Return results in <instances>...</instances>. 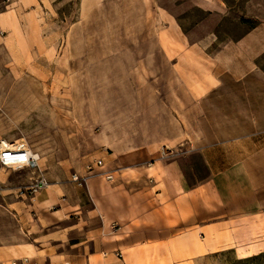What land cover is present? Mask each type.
Returning a JSON list of instances; mask_svg holds the SVG:
<instances>
[{
  "label": "rangeland",
  "instance_id": "rangeland-1",
  "mask_svg": "<svg viewBox=\"0 0 264 264\" xmlns=\"http://www.w3.org/2000/svg\"><path fill=\"white\" fill-rule=\"evenodd\" d=\"M247 72L259 75L234 78ZM242 83L264 87V0H0V138L40 157L0 165V183L26 204L54 184L67 214L68 195L110 218L118 199L122 213L143 207L155 159L231 131L232 105L209 117L208 99ZM17 210L0 206V243L22 235ZM243 255L198 264H264V252Z\"/></svg>",
  "mask_w": 264,
  "mask_h": 264
},
{
  "label": "crops",
  "instance_id": "crops-1",
  "mask_svg": "<svg viewBox=\"0 0 264 264\" xmlns=\"http://www.w3.org/2000/svg\"><path fill=\"white\" fill-rule=\"evenodd\" d=\"M251 75L259 73L234 78ZM226 90L212 91L208 109L210 117L211 108L232 105L225 110L235 124L231 131L226 127L224 137L216 131L207 146L155 159L143 207L122 213L118 199L110 218L68 195L67 214L56 185L26 204L25 194L14 199L1 178L0 206L22 213L14 215L22 235L17 231L10 242L0 243V264H126L117 257L125 253L198 264L219 252L244 254L240 258L264 252V87L242 83Z\"/></svg>",
  "mask_w": 264,
  "mask_h": 264
},
{
  "label": "built area",
  "instance_id": "built-area-1",
  "mask_svg": "<svg viewBox=\"0 0 264 264\" xmlns=\"http://www.w3.org/2000/svg\"><path fill=\"white\" fill-rule=\"evenodd\" d=\"M37 160L30 154V150L25 144H20L12 149L5 148L0 152V165L13 170V166L19 167L18 169H31L37 165ZM102 162L97 161L98 166ZM78 177L73 175V181H77Z\"/></svg>",
  "mask_w": 264,
  "mask_h": 264
},
{
  "label": "bare ground",
  "instance_id": "bare-ground-1",
  "mask_svg": "<svg viewBox=\"0 0 264 264\" xmlns=\"http://www.w3.org/2000/svg\"><path fill=\"white\" fill-rule=\"evenodd\" d=\"M25 144L24 143V140L22 139V140H16V142H14V143H10V142H8L6 139H3V138H0V152L3 150V149H5V148H9V149H12V148H14L15 146H18V145H20V144ZM26 145V144H25ZM30 154L34 157V158H36V159H39L40 157H39V154L38 153H35V152H32L31 150H30ZM19 167H17V166H13V170H17Z\"/></svg>",
  "mask_w": 264,
  "mask_h": 264
}]
</instances>
